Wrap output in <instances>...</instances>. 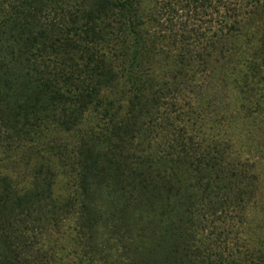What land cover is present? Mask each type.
<instances>
[{
  "label": "trees",
  "instance_id": "16d2710c",
  "mask_svg": "<svg viewBox=\"0 0 264 264\" xmlns=\"http://www.w3.org/2000/svg\"><path fill=\"white\" fill-rule=\"evenodd\" d=\"M238 2L197 45L144 0H0V264L59 262L65 224L71 264H264V0Z\"/></svg>",
  "mask_w": 264,
  "mask_h": 264
},
{
  "label": "rangeland",
  "instance_id": "374dc122",
  "mask_svg": "<svg viewBox=\"0 0 264 264\" xmlns=\"http://www.w3.org/2000/svg\"><path fill=\"white\" fill-rule=\"evenodd\" d=\"M224 1L225 0H144V3L146 4L145 12L150 15L147 19V22L151 30L162 31L161 33L164 32L166 34H172L176 32L177 37H179V39L185 40L184 42H191L195 33H202L198 37L199 40H195L197 45H200L203 42V37L212 34L216 28V25H218L217 21L220 20V18H217V15L222 11L224 12ZM252 1L253 0H239L238 3H240L241 14H248L251 9L250 4H252ZM256 25H259L260 28L264 27V14H262V17L259 18ZM196 75L200 76L201 74L196 72ZM181 98L182 97L177 98V111L172 112L170 108H163L164 110H160V113H162V120L158 119L160 122L165 121L166 115L169 114V117L173 120L174 125H182V120H179L178 118V113L182 112V108L180 107L183 105V100ZM163 107H165V105H163ZM160 133L162 136H153L149 144L146 142L144 144L142 143L137 145L135 152L140 151L142 154H150L151 152L155 153L157 150V154L158 152L162 154V150L165 152L167 150V146L165 144V140L167 138L166 136H163L165 131ZM73 140H75L74 137L67 133L59 130H50L45 142H47L50 146L57 148L59 147L58 145L64 143L72 146ZM53 150L56 151L55 149ZM132 151L133 149L131 150V153ZM21 153L19 152L18 154L19 157H21L18 169H30V164L28 166L26 162L29 160L30 155L32 154L28 152L26 155L23 153L21 156ZM51 159H53L52 166H55L54 169H65V167L57 165V160L54 158ZM33 162L35 161L33 160ZM61 185L62 184L60 183L58 187H61ZM95 203L97 207L101 206L102 210H106L110 213L114 212L115 206L112 200L106 195L97 198ZM217 223H219L218 220L210 222V219H208L206 223H201L200 227L198 228L199 235H201V233L204 235L207 232L214 231V227L217 225ZM66 227L67 224L62 227L60 232L53 233L50 237V240L52 241L51 244L54 245L53 250L56 251L55 255L62 257V260L59 262L53 261L52 264H71L74 260L72 254L73 250L77 249V247H74L68 238H64L63 235L66 233ZM241 228L245 227L242 225ZM101 230L102 229L100 228L99 231ZM99 235L100 234L98 232L96 235V241H99ZM60 247L61 249H59Z\"/></svg>",
  "mask_w": 264,
  "mask_h": 264
}]
</instances>
